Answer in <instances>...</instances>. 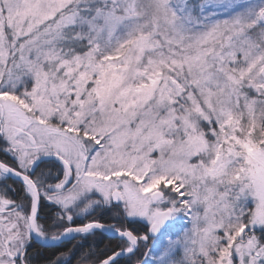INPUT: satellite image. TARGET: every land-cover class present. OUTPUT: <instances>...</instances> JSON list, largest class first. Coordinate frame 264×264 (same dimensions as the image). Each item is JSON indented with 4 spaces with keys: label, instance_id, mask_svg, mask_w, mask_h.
Segmentation results:
<instances>
[{
    "label": "snow or ice",
    "instance_id": "snow-or-ice-1",
    "mask_svg": "<svg viewBox=\"0 0 264 264\" xmlns=\"http://www.w3.org/2000/svg\"><path fill=\"white\" fill-rule=\"evenodd\" d=\"M0 264H264V0H0Z\"/></svg>",
    "mask_w": 264,
    "mask_h": 264
},
{
    "label": "trees",
    "instance_id": "trees-1",
    "mask_svg": "<svg viewBox=\"0 0 264 264\" xmlns=\"http://www.w3.org/2000/svg\"><path fill=\"white\" fill-rule=\"evenodd\" d=\"M94 242H95V244H96L97 247H101V248L104 246V244L108 243L107 239H103V238H101L99 236L95 238V241ZM87 246L88 245L86 244L85 247H87ZM38 251L44 252L45 250L42 249V248H38Z\"/></svg>",
    "mask_w": 264,
    "mask_h": 264
}]
</instances>
